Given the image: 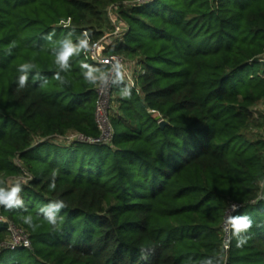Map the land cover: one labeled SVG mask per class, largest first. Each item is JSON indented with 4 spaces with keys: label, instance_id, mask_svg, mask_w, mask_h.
<instances>
[{
    "label": "trees",
    "instance_id": "obj_1",
    "mask_svg": "<svg viewBox=\"0 0 264 264\" xmlns=\"http://www.w3.org/2000/svg\"><path fill=\"white\" fill-rule=\"evenodd\" d=\"M123 1L0 0V190L19 189L0 213L31 240L1 248L0 221V264H264V138L244 132L264 101V0ZM111 5L126 29L104 53L141 66L139 92L112 84L111 141L65 140L100 136L108 67L89 48ZM228 212L252 221L240 247Z\"/></svg>",
    "mask_w": 264,
    "mask_h": 264
},
{
    "label": "built area",
    "instance_id": "obj_2",
    "mask_svg": "<svg viewBox=\"0 0 264 264\" xmlns=\"http://www.w3.org/2000/svg\"><path fill=\"white\" fill-rule=\"evenodd\" d=\"M150 1H152V0H124L123 4L125 6H138V5L146 4ZM108 10H109V15L111 17L117 16L118 18H120L118 13H116V12H118L116 6L111 5ZM125 29H126V25H125ZM104 42L106 43V40L103 41V37H102L99 40L93 42L89 48V54H90V57L92 58V60L94 62L107 65V67H108L107 75L103 79H101L100 83L97 86V92L99 94V99H98V103H97V107H96V120L98 123V127L101 131L100 136L93 139V138H86L79 133H75L76 136H74L73 138H70V139L67 138L68 135L65 136L64 137L65 140L78 139V140H88V141H94V142H97V141L109 142V141H111L114 133H113L112 124H111L110 119H109L108 110H105V112L102 115V117H103V120H102L103 123L102 124H104V127L102 126V124L98 120L99 112L101 111V107H102L101 97H102L103 92L107 88L110 90L114 81L119 79V78H123L124 80H126L132 87L136 88V90L139 92V89L137 87L138 85L136 82V74L134 73V71L132 69H130V66L127 63L126 59L123 56L118 55V54L104 53V49L106 47V44L104 45ZM138 67L139 68H136L137 71L141 68V66L138 65ZM17 179L18 178H11V184L9 183L10 179H8L7 187L10 189V192H12L13 189H15L12 187V184ZM0 194L6 195L1 190H0ZM18 198H19V192L17 191L16 192V200ZM5 205H7V204L0 203V208L2 206H5ZM237 207L238 206H233L231 211H233ZM229 218H230V214L228 212L227 217H226V221L224 223L225 247L226 248L228 247L227 243L230 241L229 223H228ZM0 221L4 222L6 224V229L8 231V238L1 244V248H9V249H15L17 247L31 248V240L29 237V233L23 227L15 224L13 221L7 219L1 213H0Z\"/></svg>",
    "mask_w": 264,
    "mask_h": 264
},
{
    "label": "rangeland",
    "instance_id": "obj_3",
    "mask_svg": "<svg viewBox=\"0 0 264 264\" xmlns=\"http://www.w3.org/2000/svg\"><path fill=\"white\" fill-rule=\"evenodd\" d=\"M117 11V10H116ZM117 13V12H116ZM108 24L104 27V36H103V41H110V40H114L115 38L119 37L123 30L125 29V22L123 20H121V18H118L117 16L111 17L109 15V10H108ZM106 43L104 42V45ZM127 63L130 66V69H132L133 71L136 70V68L138 67V64L135 63V61H132L130 58L126 59ZM142 68H140L138 70V72H141ZM102 107H101V111L99 112V116H98V120L100 121V123L102 124V120H103V113L105 112V110H108L109 115L112 113L114 114L116 112V102H114V100L112 99L111 96V89L109 90L108 88L103 92L102 97ZM252 110V117L251 120L248 124V127L246 130H244L245 134L247 135V137L251 138V139H256V138H264V133H263V128L258 124L261 121V117L264 113V101L261 100L259 102H257L256 104H254L251 107ZM102 126L104 127V124H102ZM75 135V132H70L69 135L67 136V138H73ZM10 179V184H11V178ZM237 216H243V212H238L234 217Z\"/></svg>",
    "mask_w": 264,
    "mask_h": 264
},
{
    "label": "clouds",
    "instance_id": "obj_4",
    "mask_svg": "<svg viewBox=\"0 0 264 264\" xmlns=\"http://www.w3.org/2000/svg\"><path fill=\"white\" fill-rule=\"evenodd\" d=\"M81 46L82 47H87V41L83 40L81 41ZM73 49L71 47H66L64 52L61 54L60 56V61H66L67 58L71 55ZM29 65L27 64H22L20 65V70L23 71L24 69L28 68ZM27 76L26 75H21L19 77V88L18 89H23L25 87V82H26ZM127 95V94H125ZM19 191L18 188L13 189L12 192L8 193L7 195H2L0 194V203H5L8 205L9 208H11L13 203H18V201L16 200V192ZM66 206L64 204L63 201L53 205V208H55L56 210H59V208ZM48 216V220L49 223L54 224V218H53V213L50 210L47 213ZM25 223L29 224V226H31L30 223V218H27L24 220ZM228 223L230 224L232 230H233V235L236 237L237 239V247L242 246L244 243H246L248 237L247 236H242V233L247 232L248 229L251 228L252 226V221L248 216H237V217H230L228 220Z\"/></svg>",
    "mask_w": 264,
    "mask_h": 264
},
{
    "label": "water",
    "instance_id": "obj_5",
    "mask_svg": "<svg viewBox=\"0 0 264 264\" xmlns=\"http://www.w3.org/2000/svg\"><path fill=\"white\" fill-rule=\"evenodd\" d=\"M166 123H167V122H166L165 120H161V121H160V124H161V125H165Z\"/></svg>",
    "mask_w": 264,
    "mask_h": 264
}]
</instances>
